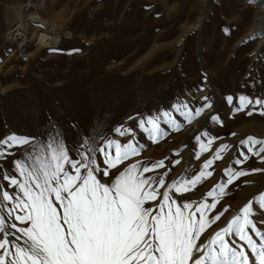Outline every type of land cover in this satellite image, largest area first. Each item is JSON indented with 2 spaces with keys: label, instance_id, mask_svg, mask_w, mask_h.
<instances>
[{
  "label": "rangeland",
  "instance_id": "obj_1",
  "mask_svg": "<svg viewBox=\"0 0 264 264\" xmlns=\"http://www.w3.org/2000/svg\"><path fill=\"white\" fill-rule=\"evenodd\" d=\"M9 12L26 20L28 35L20 43L18 34L8 47L4 34L16 24L7 21ZM257 15L255 5L242 0H0V140L15 134L43 142L59 134L73 158L85 150V139L131 141L139 155L119 170L164 161V168L146 175H164L166 185L194 177L227 145L208 169L211 177L183 195L172 194L180 204L199 203L215 185L226 184L225 169L264 170L256 156L235 164L247 152L241 141L264 140V109L234 112L241 95L264 99V18L257 22ZM32 17L35 24L27 21ZM50 26L57 28L54 34ZM199 108L204 111L196 116ZM148 118L161 129L155 139L146 123L145 129L138 126ZM117 128L130 134L121 137ZM208 139L213 143L202 150ZM28 147L11 149L0 159V171L15 175L14 161ZM177 159L181 163L173 167ZM0 187L14 191L2 179ZM260 194L264 171L234 179L223 195L217 190L219 202L208 215L228 211L198 243ZM254 220L264 229V212L257 210Z\"/></svg>",
  "mask_w": 264,
  "mask_h": 264
},
{
  "label": "snow or ice",
  "instance_id": "obj_2",
  "mask_svg": "<svg viewBox=\"0 0 264 264\" xmlns=\"http://www.w3.org/2000/svg\"><path fill=\"white\" fill-rule=\"evenodd\" d=\"M227 100L233 104V97ZM249 107L264 109V99L241 95L234 112ZM203 111L199 108L195 115ZM186 116L191 122L192 114ZM138 126L154 139L161 134L156 119L142 120ZM114 132L121 137L130 134L124 128ZM196 139L199 142L200 137ZM212 143L208 139L200 148L207 150ZM240 143L247 152H241L243 158L236 165L250 156L264 162V140L247 137ZM26 145L24 158L14 161L15 175L0 171V179L14 189L10 193L0 187V264H264V229L254 220L257 210L264 212V194L246 203L206 242L198 243L228 211L208 215L219 202L217 190L223 195L234 179L264 170L225 169L226 184L215 185L199 203L180 204L172 195H183L211 177L208 169L222 159L220 152L227 145L216 150L215 160H207L194 177L167 185L164 175H146L164 168V161L136 162L119 170L139 155L131 141L85 139L81 144L85 150L73 158L59 134L43 142L11 134L0 140V159ZM180 163L177 159L172 166ZM105 178L108 183L102 182ZM155 201H159L155 207H146Z\"/></svg>",
  "mask_w": 264,
  "mask_h": 264
},
{
  "label": "bare ground",
  "instance_id": "obj_3",
  "mask_svg": "<svg viewBox=\"0 0 264 264\" xmlns=\"http://www.w3.org/2000/svg\"><path fill=\"white\" fill-rule=\"evenodd\" d=\"M243 2H252L256 9L258 10V15L255 16V20L258 22L260 21L262 18H264V0H242ZM6 19L7 21H11V20H14L15 19V13H12V12H9L7 15H6ZM24 21V20H23ZM22 20H16L15 19V22L16 24H12L11 27H9L6 31V33L4 34V40L5 41V45H11V46H14L12 45L14 42H18V34H20V43L23 42V38L26 37L28 34H27V30H26V20L25 22H23ZM29 23L32 22L33 24H35L37 22V20L35 19V17H32L30 18L29 20H27ZM39 23V21H38ZM28 24V23H27ZM49 28V32H52L54 34V32L57 30V28L55 26L53 27H48ZM21 46V45H20ZM25 45H22V47H24ZM5 51H6V48H5ZM6 53V52H5ZM7 55V53H6ZM59 84V83H58ZM73 84V83H72ZM28 95V98H30L32 95L30 94H25L24 96H27ZM41 95H48V97L50 96L48 93H44V94H41ZM43 97V96H42Z\"/></svg>",
  "mask_w": 264,
  "mask_h": 264
}]
</instances>
